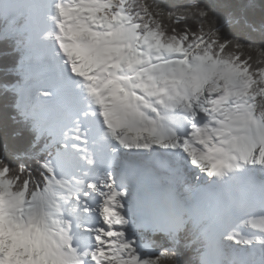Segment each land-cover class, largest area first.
I'll return each instance as SVG.
<instances>
[{
    "label": "snow or ice",
    "instance_id": "1",
    "mask_svg": "<svg viewBox=\"0 0 264 264\" xmlns=\"http://www.w3.org/2000/svg\"><path fill=\"white\" fill-rule=\"evenodd\" d=\"M0 108V264H264V0H0Z\"/></svg>",
    "mask_w": 264,
    "mask_h": 264
},
{
    "label": "trees",
    "instance_id": "2",
    "mask_svg": "<svg viewBox=\"0 0 264 264\" xmlns=\"http://www.w3.org/2000/svg\"><path fill=\"white\" fill-rule=\"evenodd\" d=\"M4 121H5V114H4L3 109L0 108V137H2L5 133ZM13 129H14V126L11 124V121H8L7 132L9 135H11ZM15 144L17 145V147L21 149L26 146L25 140L23 137H17L15 140Z\"/></svg>",
    "mask_w": 264,
    "mask_h": 264
}]
</instances>
